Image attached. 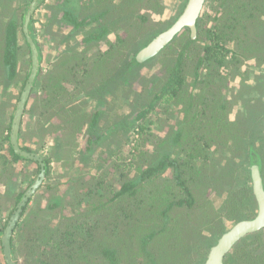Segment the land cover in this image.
Here are the masks:
<instances>
[{"label": "trees", "instance_id": "obj_1", "mask_svg": "<svg viewBox=\"0 0 264 264\" xmlns=\"http://www.w3.org/2000/svg\"><path fill=\"white\" fill-rule=\"evenodd\" d=\"M42 1L39 0L37 7ZM70 1L60 0L52 8L61 20L73 25L72 34L87 28L84 44L112 33L116 34L115 39H109L107 49H98L90 56L76 48L62 52L48 72L38 71L35 83L42 84L44 95L26 110L35 119L28 129L21 128L19 136L23 138L30 132L41 138L39 144L43 146L46 135L55 134L51 155L56 157L45 159L48 177L51 159L60 160L55 151L63 154L67 150L68 140L65 141L62 128H72L70 135L76 142L82 127L88 123L89 128L97 130L102 113L123 95L124 102L130 106L129 112L121 114L118 118L121 120L117 119L112 126L115 131L123 123L126 141H130L132 133L138 135L134 149L128 153L136 173L121 174L119 190L108 184L103 175L90 178L96 185L89 187L84 184L85 178H75L71 187L49 198L45 209L52 212L53 219L46 221L37 220L39 208L28 213L32 196L23 207L11 238L15 259L21 256L27 263L32 260L31 255L44 252L48 246L51 254L37 256L34 259L37 264H86L82 260L73 262L79 257L88 259L93 252L91 245L104 243L108 245L101 247V259L108 264H194L200 255V260L202 257L206 260L211 247L226 232V222L252 218L258 208L252 166L258 164L262 168L257 139L264 137V114L254 112V98L242 97L247 89L255 87L246 83V76L244 85L234 96L230 95L229 83L231 78L244 75L242 65L246 60L256 58L264 62V0H209L212 13L198 17L196 33L185 27L156 55L145 60L138 59L139 52L176 20L162 27V23L149 20L150 10L162 9L160 0H74L77 5L69 8ZM2 2L5 1L0 0L3 6ZM31 2L21 19L5 18L0 11V81L6 87L20 76L18 56L23 47L18 42L20 34L32 55L23 27ZM80 2L90 13L82 10ZM127 9L137 10L141 34L143 29L155 31L149 39L132 36L128 16L131 12ZM230 43L234 46L230 47ZM152 63L159 65L151 76L142 73V68ZM29 74L22 80V90ZM19 80L21 76L16 82ZM66 83L74 85L73 89L67 88ZM6 95L12 104L13 94ZM77 95L95 100L98 109L91 111V118L87 111H80L79 115L74 112L81 107L75 104ZM241 99L242 107L232 119L230 114ZM62 100L67 102L61 105ZM5 103L0 101V128L5 125L0 129V182L5 171L15 173V163L32 162L17 153L11 144L16 105L8 114ZM56 109L69 112L61 118L63 127L50 120L49 114L54 115ZM150 115L153 119H149ZM153 124L161 126L165 134L154 132ZM54 126L61 131H53ZM101 137L94 134L90 146L97 145ZM145 138L150 140L152 149H145L144 143H139ZM23 148L31 150L27 146ZM243 159H248L247 164ZM168 170L171 175H165ZM85 188L86 192H82ZM213 190L224 197L219 206L210 196ZM26 191L15 192L10 217ZM75 194L84 195L78 209L72 214L64 213L66 207L73 206L64 205L65 197ZM83 202L85 207L81 205ZM60 207L62 211H56ZM55 218L57 223H53ZM29 227L33 237L27 232ZM4 229L0 227V240ZM262 234L264 229L247 235L250 240H245L246 245L240 240L227 255L228 263L264 264ZM216 236H219L217 240ZM40 239L46 245L43 248L38 244Z\"/></svg>", "mask_w": 264, "mask_h": 264}, {"label": "rangeland", "instance_id": "obj_2", "mask_svg": "<svg viewBox=\"0 0 264 264\" xmlns=\"http://www.w3.org/2000/svg\"><path fill=\"white\" fill-rule=\"evenodd\" d=\"M5 4L3 6L0 3V11L1 16L5 18L16 16L21 19L22 13L25 11L27 4L30 3V0H4ZM60 0H43L41 4L36 9L33 20L30 23V33L35 39L38 49L41 54V71L44 73L48 72L51 68H53L54 63L60 58V55L62 52H70L72 49L76 48L78 49V52L85 54V55H94V52L98 49H107L108 41L109 39H115L114 33L107 35L106 37L102 38L101 40L91 42L89 44L83 43L84 38V31L72 34L73 25L72 24H66L65 20H61L60 15H56L55 9L52 7L55 3L59 2ZM162 2V9H155L150 10L149 14V20L153 22L154 24L162 23L160 24L161 27L172 23L175 18L180 14L179 12L183 11L185 8L188 0H160ZM84 4V3H83ZM77 5V1H70L67 7H75ZM83 9H85V13H90L87 11L86 8H84V5L82 6L81 2L79 4ZM78 5V7H79ZM103 5H101L102 7ZM143 7L140 9V12L143 11ZM129 12H131V15L129 18V22L131 23V34L133 37H140L138 39H149L153 33L152 30H142L143 34H141V26L139 25V20L137 17V10L133 9H127ZM57 12V11H56ZM212 13L210 1L207 0L203 13ZM4 19V18H3ZM127 24H125L126 26ZM153 26V25H152ZM159 27V25H157ZM169 26V25H168ZM2 26H0L1 29ZM167 28V26H166ZM115 29V28H114ZM121 30V29H119ZM118 31V30H115ZM184 31V30H183ZM121 33L125 34L123 30L120 31ZM182 33V32H181ZM2 35V34H1ZM0 39H2L0 37ZM1 41V40H0ZM19 44L23 47L20 49V53L18 56V71L21 76V80H16L20 77H16L10 85L6 87V84H1L0 81V100H3L7 102V105L5 103V106H8L6 108V111H12L15 105L17 104L18 97L21 93V86H22V80L29 74V71L31 72L32 67V61H31V55L29 54V48L27 47V44L25 42V38L23 35H19ZM230 47H233L234 44L230 43ZM135 47V45H134ZM2 51H0V54ZM159 65V64H158ZM157 64H151L148 66H145L142 68V73L151 76V74L155 71V68L158 66ZM242 72H245L242 76H236L235 78H231L230 80V95L234 96L237 93V89L239 90L241 86H243V78L246 76V83L251 84L255 87L247 89V94L243 95L242 97H251L254 98V112L263 113L264 114V62L257 60L256 58L248 59L244 62L242 65ZM67 88L73 89V86L71 83L65 84ZM233 88V89H232ZM12 93L14 97L10 98V101H13L12 104H9L7 93ZM121 93V90L120 92ZM85 94V92H83ZM43 86L41 83L36 82L30 105L28 109H31L32 103L37 99L40 98V96H43ZM230 96V97H231ZM89 97V96H88ZM125 97L119 96L115 100L111 102V105L107 107L105 110V113H102L101 120L99 122L98 129H91L86 123L82 130L80 131L77 141L73 140V135H70V130L72 128H69V130H65L62 128V132L65 133V141L68 140V146L65 148L66 152L62 154L60 151L57 152L60 157V160H56V158L51 159L50 168H51V175L48 177H45L43 181L42 188H39L35 194L33 195V199L30 202L28 213L31 212L34 209H38V211L41 210L40 218L37 220L40 221H46L47 219L53 217L51 216V211H47L45 209V206L47 205V202L50 197L55 195H60L63 193V190L65 191L72 185V181L75 178H85L84 184H86L87 187H89L90 184H94L93 178L94 175H103L106 180L109 182L108 184H112L114 186V189L119 190L121 183H122V177L121 174H125L126 176H133L136 173V170L134 167L132 168L130 165L131 155L128 156L129 151L131 149L129 147L130 141H126V136L123 133V123H121V127H114L112 126L113 123H116V120L120 117L121 114L126 115L129 112L128 104L124 102ZM75 104L77 103L78 106H81L78 111L76 108L74 109V112H76L78 115L81 112L88 113L90 116L91 111L95 109L96 102L94 99L89 100L86 97L81 96H74ZM67 102V100H62L61 105H64V103ZM243 100L241 99L233 108V111L231 112L230 116L232 119L236 116L237 111L242 107L241 103ZM4 106V108H5ZM102 107H105V105H102ZM159 111H161V108H158ZM251 110V109H250ZM9 113V112H8ZM73 112H70L72 114ZM75 113V114H76ZM53 114V113H52ZM69 112H65L63 109H56L54 115H50V120L56 124L61 123L63 127V121L61 118L65 117ZM75 117V115H73ZM77 117V116H76ZM161 117H165V115L161 114ZM174 117H176V114H174ZM91 118V116L89 117ZM153 118V116L150 115L149 119ZM35 119V116L32 115L30 112L26 113L24 116V129H28L29 123H32ZM121 120V119H118ZM171 121H175V118H172ZM127 123L126 121H124ZM69 125V124H68ZM113 127L110 131V127ZM119 126V124H118ZM70 127V126H69ZM5 128V125L1 126L0 129ZM53 131L56 129H59L57 126H54L51 128ZM121 129V130H119ZM157 130V131H156ZM113 131V132H112ZM153 131H156L159 135H164L165 130L162 129L160 126L156 129L153 128ZM75 133V127L73 128V134ZM101 134V140L97 145L90 146L91 137H94V134ZM105 133V134H103ZM55 134L52 135H46L43 146L42 144H39L40 137L33 135L32 133H25L23 138H20L22 146L29 147L34 152H39L45 156V158L49 157H56L52 156V151L50 149L51 145L56 144V141H53V138H55ZM131 137V136H130ZM126 143L124 144V142ZM143 142L145 149H152V145L150 144V140H147L146 138L144 140H141L139 143ZM124 144V145H123ZM8 144H5V147H7ZM88 146L91 148L88 149ZM257 147L258 151L257 153L261 156L262 159V175L264 176V137H259L257 139ZM5 152H8L7 149H5ZM223 161H225V158H223ZM242 160V159H241ZM244 160V159H243ZM248 159L244 160V163L247 164ZM15 173L5 171L1 177H3V182H0V192H2V198L0 197V227L5 228V225L7 221L9 220L10 216L9 213L11 212V209L14 204V199L16 195V191L26 190L28 189L31 184L37 179L38 177V164L35 162H29V161H19L15 163ZM16 174V175H14ZM165 175H171V170H168ZM84 187V186H83ZM87 188L82 189V192H86ZM72 192V191H71ZM210 196L212 197L214 203L216 206H219L223 203L224 197L223 195H218L215 193V191L210 192ZM83 194H75L73 197H65V200L63 201L64 205L66 203H72L71 205L66 207L64 210V213H70L74 210L78 209V203L80 199H83ZM70 198V199H69ZM81 205L83 207L86 206L85 202H83ZM82 207V208H83ZM63 208V207H62ZM56 211H62L61 207L58 208ZM255 211V209H254ZM61 214V212L59 213ZM53 223H57V218L53 220ZM234 222L227 221L226 225L227 228L229 226L233 225ZM32 227L27 228V232L31 234L33 237V233H31ZM29 236V237H31ZM102 236H97V238H101ZM262 237L264 239V234H262ZM219 236H216L214 239L217 240ZM246 242H248L250 239L244 237L242 239L241 244L246 245ZM100 241V240H99ZM38 244L43 248L45 245L44 241L40 239ZM108 245L104 243H98L96 245H91L93 248V252L90 256H88V259H82V257H79L76 261L73 263H79V261L82 260V262H86V264H108L105 263L101 259V247ZM256 245V244H255ZM133 246V245H131ZM253 246V245H251ZM50 247L46 246V250L44 252H37L36 255H31L32 260L25 261L24 257H18L16 261L19 264H37L35 262V258L37 256H41L44 253L51 254L50 251H48ZM261 249H263L261 247ZM201 256V255H200ZM196 258L194 264H202L205 260V257ZM16 257V256H15ZM96 257V258H95ZM230 259V258H229ZM228 263V259L226 261ZM65 263V262H64ZM0 264H7L6 259L3 253L2 248V241L0 240ZM229 264V263H228Z\"/></svg>", "mask_w": 264, "mask_h": 264}, {"label": "water", "instance_id": "obj_3", "mask_svg": "<svg viewBox=\"0 0 264 264\" xmlns=\"http://www.w3.org/2000/svg\"><path fill=\"white\" fill-rule=\"evenodd\" d=\"M38 2L39 0H33L31 2L29 8L26 11L24 19V32L32 51V69L12 121L11 144L17 153L37 162L40 165V172L37 179L27 189L24 197L19 202L17 209L10 217V220L1 236L3 253L7 264H17L11 245L13 231L16 223L20 220L23 207L33 196V194L39 189L46 176V163L44 157L39 153L23 149L19 141V133L22 126L26 105L30 98L32 88L40 68V52L37 43L29 30V25L37 8ZM206 2L207 0H188L185 8L176 18V20L163 32L153 38L151 42L139 52L138 59L145 60L156 55L160 49L168 45L176 35L180 34L185 29V27H190L193 30V33H196V21L198 17L202 15ZM252 185L258 207L255 216L236 222L231 227H229L211 247L204 264H226L227 255L240 240L253 232L264 229V180L260 167L257 164L252 166Z\"/></svg>", "mask_w": 264, "mask_h": 264}, {"label": "flooded vegetation", "instance_id": "obj_4", "mask_svg": "<svg viewBox=\"0 0 264 264\" xmlns=\"http://www.w3.org/2000/svg\"><path fill=\"white\" fill-rule=\"evenodd\" d=\"M38 8V7H37ZM36 8V9H37ZM36 11V10H35ZM35 13V12H34ZM29 29H30V26H29ZM183 32V31H182ZM19 42V41H18ZM40 52V51H39ZM31 57H32V55H31ZM31 60H32V58H31ZM59 60V59H58ZM57 60V61H58ZM56 61V62H57ZM31 69H32V67H31ZM41 69V54H40V68H39V70ZM31 73V72H30ZM30 75V74H29ZM28 78H29V76H28ZM28 78H27V80H28ZM27 83V82H26ZM26 83H25V85H24V88H25V86H26ZM34 86H35V82H34V85H33V88H32V92H31V95H30V98H29V100H28V102H27V105H26V109H25V113H24V116H25V114L26 113H29V112H26V110L28 109V107H29V105H30V101H31V97H32V93H33V89H34ZM24 88H23V90H24ZM23 90L21 89V93H20V96L18 97L19 99H18V101H17V104H16V109H17V106H18V103H19V101H20V98H21V95H22V92H23ZM0 101H2V100H0ZM13 102V101H12ZM34 103V102H33ZM32 103V104H33ZM7 112H9L10 113V111H7ZM15 112H16V110H15ZM8 113V114H9ZM14 115H15V113H14ZM33 115V114H32ZM150 119H153V118H150ZM23 124H24V117H23V121H22V126H21V128H24V126H23ZM156 126H157V128H159L158 127V125L157 124H153V128L154 129H156ZM21 130V129H20ZM157 131V130H156ZM156 131H154V132H156ZM131 136L132 137H134L135 136V134H131ZM20 136H19V141H20ZM53 141H56V139L55 138H53ZM130 141H131V137H130ZM137 142V141H136ZM20 144H21V141H20ZM21 146H22V144H21ZM24 146H22V148H23ZM54 147V144L53 145H51V147H50V149H52ZM130 147V146H129ZM24 149V148H23ZM30 151H32V150H30ZM32 152H34V151H32ZM36 153H39V152H36ZM39 154H41V153H39ZM43 157H44V159H46L45 158V156L43 155V154H41ZM32 162H35V161H33L32 160ZM35 163H37V162H35ZM38 164V163H37ZM255 165V164H254ZM258 165V164H257ZM40 165L38 164V167H39ZM259 166V165H258ZM260 167V166H259ZM39 170H40V168H39ZM260 170H261V168H260ZM261 174H262V170H261ZM46 177V176H45ZM262 177H263V180H264V176L262 175ZM35 194V193H34ZM33 194V195H34ZM10 220V219H9ZM8 224V223H7ZM235 224V223H234ZM232 226V225H231ZM231 226H229V227H231ZM228 229V228H227ZM2 241V240H1ZM217 242V241H216ZM233 250V249H232ZM232 252V251H231ZM226 261H227V257H226ZM226 264H228L227 262H226Z\"/></svg>", "mask_w": 264, "mask_h": 264}, {"label": "built area", "instance_id": "obj_5", "mask_svg": "<svg viewBox=\"0 0 264 264\" xmlns=\"http://www.w3.org/2000/svg\"><path fill=\"white\" fill-rule=\"evenodd\" d=\"M137 134L135 133V136L134 137H132L131 136V141H130V144H129V146H130V148H133L134 146H135V144H136V141H137ZM131 150H133V149H131Z\"/></svg>", "mask_w": 264, "mask_h": 264}]
</instances>
